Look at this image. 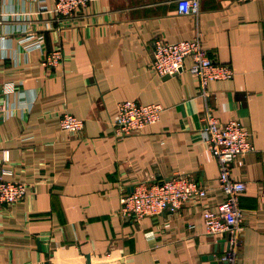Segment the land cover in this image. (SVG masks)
I'll list each match as a JSON object with an SVG mask.
<instances>
[{
	"label": "crops",
	"instance_id": "obj_1",
	"mask_svg": "<svg viewBox=\"0 0 264 264\" xmlns=\"http://www.w3.org/2000/svg\"><path fill=\"white\" fill-rule=\"evenodd\" d=\"M54 3L0 0V102L12 111L0 115V157L8 150L13 178L29 184L24 199L0 202V264H52L53 250L56 264H102L109 251L116 264L220 260L227 240L208 234L203 217L225 198L205 142L207 103L222 123L238 119L253 132L255 149L233 164L247 185L239 264H264V0H201L198 16L181 14L178 0H91L63 18ZM198 31L210 57L234 71L210 81L208 102L188 69L191 57L175 75L151 67L155 39H191ZM30 40L42 48L28 50ZM55 47L65 59L46 68L43 57ZM6 82L16 84L8 95ZM123 100L164 110L140 132L116 137ZM64 111L85 127L63 130ZM179 173L207 194L161 215L122 214L120 198L135 185Z\"/></svg>",
	"mask_w": 264,
	"mask_h": 264
},
{
	"label": "built area",
	"instance_id": "obj_2",
	"mask_svg": "<svg viewBox=\"0 0 264 264\" xmlns=\"http://www.w3.org/2000/svg\"><path fill=\"white\" fill-rule=\"evenodd\" d=\"M91 0H55L54 10L60 17H69L74 12L87 6ZM179 12L184 15L198 16L201 0H178ZM33 38V37H32ZM41 40H30L28 50L42 48ZM192 58L188 67L200 84L201 95L208 102L210 93L208 86L212 80H226L233 76L234 71L227 63H220L210 57L202 41V33L195 37L179 41H167L157 38L153 41L151 67L160 75H175L185 66V59ZM65 54L61 47H55L45 54L42 63L46 68L53 69L61 64ZM4 94L16 90V84L6 82L2 86ZM9 109V107H8ZM0 102V115H10ZM6 110V111H5ZM164 107L160 103H141L136 100H123L118 103V117L114 121V134L122 137L138 133L146 126L157 122ZM206 125L204 127L207 148L219 165V186L225 198L217 209L205 207L203 217L206 232L210 235H223L227 240V248L220 258V264H239V251L243 242L244 210L240 204L241 194L246 190V182L233 174V164L240 154L255 149L253 132L240 120L231 119L222 123L210 105L205 109ZM60 127L68 132H79L85 127V119L69 111L59 114ZM9 161V151L4 150L0 157V202L14 204L28 193L29 184L13 178L14 170L5 165ZM207 188L197 180L185 174H176L166 180L157 182H140L121 198V212L125 216L143 219L146 216L161 215L167 210L179 209L184 202L204 197ZM58 249L65 250L66 246ZM56 250L49 254V261L54 262ZM102 264H116L119 257L114 251L101 256ZM101 257H98L101 258ZM93 257L88 255L90 263Z\"/></svg>",
	"mask_w": 264,
	"mask_h": 264
},
{
	"label": "water",
	"instance_id": "obj_3",
	"mask_svg": "<svg viewBox=\"0 0 264 264\" xmlns=\"http://www.w3.org/2000/svg\"><path fill=\"white\" fill-rule=\"evenodd\" d=\"M209 258L212 260L213 264H220L221 263L220 260H217L215 258V254L210 255Z\"/></svg>",
	"mask_w": 264,
	"mask_h": 264
}]
</instances>
